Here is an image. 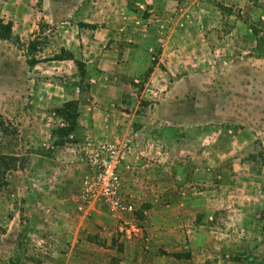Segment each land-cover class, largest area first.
<instances>
[{"label":"rangeland","instance_id":"rangeland-1","mask_svg":"<svg viewBox=\"0 0 264 264\" xmlns=\"http://www.w3.org/2000/svg\"><path fill=\"white\" fill-rule=\"evenodd\" d=\"M103 1L0 0L13 23V38L0 39V264H264V0H133L140 47L186 31L170 68L189 81L149 82L159 63L149 48L151 66L120 72L131 86L110 107L94 100L118 88L92 96L86 65L77 60L82 79L64 49L72 3L116 18ZM68 101L80 115L69 134L57 111ZM133 129L153 149L138 139L132 151ZM89 142L128 144L120 198L132 211L89 189ZM149 171L156 193L145 198Z\"/></svg>","mask_w":264,"mask_h":264},{"label":"crops","instance_id":"crops-1","mask_svg":"<svg viewBox=\"0 0 264 264\" xmlns=\"http://www.w3.org/2000/svg\"><path fill=\"white\" fill-rule=\"evenodd\" d=\"M132 2L133 0L103 1V3H106L105 5L120 8L121 11L118 9L117 16H114L116 18H109L106 16H100L97 18L92 14H88V12L84 14V7L87 6L86 2H84V4L73 2L71 6L72 9H74L72 10L74 13L73 17L69 15L67 19L63 20V22L70 21L72 24L74 23L73 25L71 24L72 28L75 30L73 33L74 35H71L73 36V42L65 44L64 49L72 53L76 60H81L86 65L89 72L88 74L94 84L91 86V95L96 97V90L101 87L118 88L117 96L111 97L108 94H104L102 97H96L94 105L97 103L101 105L100 103H102L104 107H110L112 103H116V105L117 103L124 104L123 97L125 93L128 92L131 84L120 72H124L125 70L135 71L137 68L143 69L145 66H151L149 61V48L153 50L154 53L159 51V53H157L159 63L156 65L152 64L154 71L149 78V82L161 83L162 81H167L170 86H175L176 83L181 80L186 82L189 81L186 74H182V72H174L173 69L170 68L171 63L173 62L171 57L180 56L177 44H179L182 39L186 38V31H175L174 34L171 32H165L163 33V38H160V40H158L155 33H153V44L149 45L147 50L140 47L138 44L140 43L138 39V26L135 24L134 20L136 14L130 9ZM152 2L156 6L157 4L159 5L158 0H152ZM203 5V2L201 1V6ZM82 6L83 8L80 10L82 14L77 18L75 13H77L79 7ZM155 10L157 11L159 9L155 8L154 11ZM154 18L155 16L151 15L150 21L153 22ZM190 35L193 38L196 37L199 39V37H205L207 34L204 31L196 32V30H193L189 36ZM113 39H116L114 43ZM162 63L164 68L161 66ZM161 75L162 77H159ZM163 75H165V77ZM170 93L171 91L167 92L165 97H168ZM153 117L154 116L150 118V120H153V123L162 121L161 119H158L157 116H155V118ZM123 120L128 122L127 126H130L131 123H133L132 120L127 118H123ZM85 121L86 120L83 117L81 119L82 124H85ZM90 122L93 124L92 120H89V123ZM162 128H165L163 124L157 131L159 134L161 133L160 131ZM90 129L92 130L93 128L90 127ZM132 131L133 132L128 138V143H130L129 148L132 151H137L140 148L138 139L146 141L149 147L153 149L155 144L152 143L153 136L149 132H146L143 135L142 131H135L134 129ZM151 165L153 166V163H151ZM87 169L89 173L90 168L87 167ZM119 172L120 175H122V170L119 169ZM148 175H150V180L147 181L145 198H152L156 191L155 186L153 185L154 181L152 179L153 175L151 171L148 172ZM133 185L136 186V183ZM135 186L133 188V193H137ZM165 193H167L166 196L171 194L168 190H166Z\"/></svg>","mask_w":264,"mask_h":264},{"label":"built area","instance_id":"built-area-1","mask_svg":"<svg viewBox=\"0 0 264 264\" xmlns=\"http://www.w3.org/2000/svg\"><path fill=\"white\" fill-rule=\"evenodd\" d=\"M127 146V143L95 146L89 142L85 147L91 172V178L86 183L90 185L89 189L98 191L99 196L106 200L113 210L132 211V206H124L120 198L121 176L119 168L124 161L123 148Z\"/></svg>","mask_w":264,"mask_h":264},{"label":"trees","instance_id":"trees-1","mask_svg":"<svg viewBox=\"0 0 264 264\" xmlns=\"http://www.w3.org/2000/svg\"><path fill=\"white\" fill-rule=\"evenodd\" d=\"M13 38V23L12 22H4L3 20L0 19V39L2 40H11ZM68 60H72L76 63L80 74L81 78L83 79L86 75L85 68L83 63L77 61L75 59V56L70 53L67 57ZM37 62L31 63L30 67H34ZM59 115L63 117L66 121L71 122V127L68 128L66 131L67 134H69L71 131H73L76 126H77V121L79 118V105L77 101H68L66 102L62 108L57 110ZM0 130L3 134H6L8 132V128L5 125V121L1 118L0 115ZM0 162L4 161V157H0ZM8 165V164H6Z\"/></svg>","mask_w":264,"mask_h":264}]
</instances>
